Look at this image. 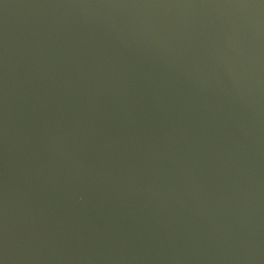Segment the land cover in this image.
<instances>
[{
  "label": "water",
  "instance_id": "95a60500",
  "mask_svg": "<svg viewBox=\"0 0 264 264\" xmlns=\"http://www.w3.org/2000/svg\"><path fill=\"white\" fill-rule=\"evenodd\" d=\"M0 264H264V0H0Z\"/></svg>",
  "mask_w": 264,
  "mask_h": 264
}]
</instances>
